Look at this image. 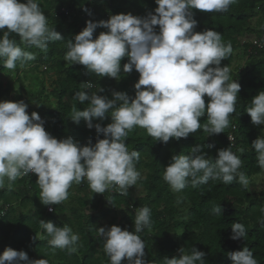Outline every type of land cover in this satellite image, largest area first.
Returning <instances> with one entry per match:
<instances>
[{"label":"clouds","instance_id":"9594fccd","mask_svg":"<svg viewBox=\"0 0 264 264\" xmlns=\"http://www.w3.org/2000/svg\"><path fill=\"white\" fill-rule=\"evenodd\" d=\"M237 0H155L157 7L146 16L128 14L111 15L108 20H88L86 27L67 43L64 60L69 66L83 65L85 75L94 73L100 79L108 77L117 82L122 74L135 70L139 79L134 85L135 96L126 92H112V98L98 93L78 91L74 99L80 104L88 103L83 110L73 106L70 120L79 125L83 120L88 129L103 134V139L91 140L81 145L73 137L57 139L44 128L45 121L33 111H26L23 101L0 102V188L5 178L36 174L40 187L39 199L43 205H55L68 199V189L73 182L86 179L93 193L104 194L115 189L127 196L135 186L140 173L136 163L140 160L137 150L129 151L126 138L129 131L138 126L146 129L155 142L167 144L170 140L187 139L190 134L203 128L208 137L223 133L229 126V116L236 111L241 86L230 76L229 67H221L228 59L232 45L222 43V35L207 29L196 32L197 21L193 10L204 13L228 12ZM87 15L92 13L84 9ZM159 26V32L156 31ZM97 28L107 29L93 39ZM0 59L7 69L14 70L19 61L36 59V53L21 48L10 39L12 33L20 37L26 47H35L47 54L49 42L64 38L48 20L37 0H0ZM264 46V44H261ZM127 57V62L121 61ZM214 66V67H213ZM91 89L90 81L81 84ZM209 98L207 107L204 97ZM39 107V105H37ZM106 126L93 123L109 117ZM207 114L208 123L201 125V117ZM253 125H264V91L251 98L246 109ZM214 145H207L211 148ZM257 154V163L264 169V137L258 136L251 143ZM242 160L230 147L217 151L215 158L208 155L203 145L196 144L189 154L173 155L164 167L163 179L174 192H181L191 183L193 187L211 180L224 184L234 181L244 188L249 179L240 171ZM51 210V209H50ZM212 212L222 215V207L216 205ZM151 210L145 206L138 209L134 220V232L112 225L96 227L95 231L104 241V251L110 264H147L145 243L138 235L151 227ZM43 229L51 238L53 248L75 251L79 237L67 225L55 226L41 220ZM264 226V221H261ZM232 240L246 236L241 223L231 226ZM35 242V237L32 238ZM179 258H164V264H206V253L192 247L178 249ZM232 264H258L249 248L229 252ZM48 264L47 259L32 260L24 251L7 248L0 254V264Z\"/></svg>","mask_w":264,"mask_h":264},{"label":"trees","instance_id":"16d2710c","mask_svg":"<svg viewBox=\"0 0 264 264\" xmlns=\"http://www.w3.org/2000/svg\"><path fill=\"white\" fill-rule=\"evenodd\" d=\"M26 3V0H19ZM41 10L47 17L48 26L55 28L64 38L62 41L49 42L47 54L35 47H26L20 37L12 33L10 39L26 51L36 53V59L26 61L19 67H30L50 79L48 95L52 103L47 100L43 81L32 76L30 87L23 88L18 77L16 80L23 90L28 101L35 102L42 109L39 112L45 121V130L59 139L68 136L85 145L89 140L93 144L97 139H103V134L96 133L95 129H88L82 120L79 125L71 120L73 106L83 110L88 103L80 104L73 97L78 91L89 94L98 92L100 95L112 98V92H126L135 96L134 85L139 79V73L133 70L130 74H122L119 82L108 77L100 79L96 74L85 75L83 65L69 66L64 60L68 51L67 43L85 27L88 20L98 22L108 20L111 15L128 14L144 17L153 12L157 5L155 0H37ZM87 8L92 15L84 11ZM197 21L196 32L211 29L222 35V43L231 44L233 51L228 59L222 60L221 67L228 66L230 76L240 86L236 102V111L229 116V126L223 133L208 137L203 128L187 139L170 140L167 144L155 142L146 129L134 127L129 131L126 144L129 151L137 150L140 160L135 167L143 172V178L138 179L135 188L143 193L135 199L129 195H121L118 190L109 189L104 194L93 193L89 183L84 179L81 183L73 182L68 199L55 205H43L39 199L40 187L36 183L37 177L24 175L14 181L5 178L3 188H0V254L7 248L24 251L29 259H47L48 264H110L109 257L104 251V241L95 231L100 219L109 215V225H116L122 230L134 232V220L138 209L149 207L151 210V227L145 228L138 235L145 243V261L147 264H164V258H179L178 249L183 247L187 254L192 247L206 253V264H232L229 252L249 248L258 264H264V191L259 194L248 192L238 182L224 184L222 180H209L207 184L193 187L191 183L181 192H174L163 179L164 167L168 165L173 155L189 154L190 148L196 144L203 145L208 155L215 158L217 151L230 147L232 152L242 160L240 171L249 179L257 176L264 169L257 163V154L251 143L258 136L264 137V125H253L246 109L251 106V98L259 91H264V47L257 48L251 42H241L245 36L259 39L264 32V25L257 22L256 28H251V20L264 18V0H237L230 5L228 12L204 13L193 10ZM261 20V19H260ZM107 29L97 28L95 39ZM159 32V26H156ZM3 33L0 32V38ZM241 50L245 64L242 68L233 69L234 52ZM127 62V57L121 61ZM214 67V66H213ZM3 59H0V73H5ZM90 81L91 89H83L81 84ZM9 90L0 86V99L7 95ZM22 93V92H21ZM34 95V97H32ZM21 98V94L18 95ZM205 104L209 98L204 97ZM109 117L103 120L96 119L93 123L106 126L111 122ZM201 125L207 124V114L201 117ZM232 140L229 141L228 139ZM214 145L207 148V145ZM132 191V190H130ZM222 215L215 214L212 209L219 205ZM52 211L47 213V208ZM96 212L87 214V212ZM114 212L116 214H114ZM112 213V214H111ZM41 220L52 222L55 226L67 225L79 239L73 247L53 248L49 244L51 239L41 225ZM241 223L246 230V236L240 240H232L231 226ZM35 237V242H33ZM23 264V262H21ZM122 264H128L127 259Z\"/></svg>","mask_w":264,"mask_h":264},{"label":"rangeland","instance_id":"374dc122","mask_svg":"<svg viewBox=\"0 0 264 264\" xmlns=\"http://www.w3.org/2000/svg\"><path fill=\"white\" fill-rule=\"evenodd\" d=\"M260 19H256V18L252 19L251 20L252 22L250 24L251 28H256L255 26H257L258 21H260L261 25H264V18H260ZM252 39H253V36H245L240 41L249 42ZM233 54L234 56H236V58H234V61L232 62V68L236 69L237 66L238 68H242L245 64V59L242 57L241 50L238 49ZM29 68L30 67H26V68L19 67L17 70L9 69L5 73H0V86L2 88L6 87L7 90H9L8 94L3 96L0 99V102H3V101L18 102V101L23 100L28 105V108L26 111L28 112L29 115H31L33 111L39 114V112H41L42 109L38 107L35 102L27 100V98L23 94V90L20 88V84L23 86V88H28L30 87L32 76H36L38 79H41L43 81L44 92L46 93L47 100L49 103H52L53 102L52 98L50 97V95H48L49 93L48 91L50 89V79L47 78L46 76H43L42 74L37 73L34 70L30 71ZM17 77L20 81V84L16 80ZM28 89L31 90L32 88H28ZM19 94H21V98H18ZM32 97H34V95ZM139 173H140L139 179L143 178V172H139ZM249 182H250L249 187L247 188L248 192L253 193V194H259L261 191H264V170L259 175L249 178ZM129 193H130L129 196L132 199H135L138 196H141L143 194L140 189L135 188V187H130ZM70 194L75 195V190L70 188ZM95 213H96L95 211L87 212V214H90V215L95 214ZM114 214L116 213L114 212ZM110 217L111 215H109L104 220L100 219L98 221V226L99 227H110L111 226L109 225Z\"/></svg>","mask_w":264,"mask_h":264},{"label":"built area","instance_id":"2783aa9c","mask_svg":"<svg viewBox=\"0 0 264 264\" xmlns=\"http://www.w3.org/2000/svg\"><path fill=\"white\" fill-rule=\"evenodd\" d=\"M250 42H251V44L253 45V46H255V47H257V48H262V47H264V46H261V44H264V32H263V34L260 36V38L259 39H255V38H253L252 40H250ZM229 141H231L232 139L231 138H229L228 139ZM30 175H32L33 177H37V175L36 174H30ZM51 209V207H49V208H47V210H46V212L47 213H50L51 211H52V209ZM263 211H264V205H263Z\"/></svg>","mask_w":264,"mask_h":264}]
</instances>
